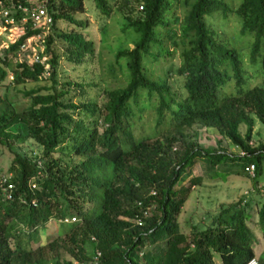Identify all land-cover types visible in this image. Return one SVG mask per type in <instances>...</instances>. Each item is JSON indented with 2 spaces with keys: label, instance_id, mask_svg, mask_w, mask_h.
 I'll return each instance as SVG.
<instances>
[{
  "label": "trees",
  "instance_id": "obj_1",
  "mask_svg": "<svg viewBox=\"0 0 264 264\" xmlns=\"http://www.w3.org/2000/svg\"><path fill=\"white\" fill-rule=\"evenodd\" d=\"M93 1L104 17L117 10L123 18L121 31L138 35L132 48L115 52L116 60H126L129 80L124 87L103 90V108L96 97H88L82 83L57 79L61 57L80 65L95 54L94 42L81 31L86 20L76 17L85 12L83 0L51 1L47 70L43 63L19 60L21 44L36 31L27 29L2 50L0 83L10 73L14 85L48 81L25 92L31 99L26 108L0 113V145L13 155L6 180L12 187L6 189L7 196L0 188V264H90L97 250L102 264H215L214 253L222 264H246L255 257L256 238L243 199L221 205L210 225L202 230L192 226L188 235L179 231L178 216L191 188L201 183L200 176L182 181L196 160L212 166L239 162L243 168L253 163L254 186L263 172L264 141L254 143L252 137L255 117L264 124V82L248 86L239 53L224 46L204 16L214 10L223 16L235 13L241 32L253 35L249 60H259L264 72V0H241L233 8L225 0L191 3L180 26L188 39L177 69L184 77L183 97L166 80L150 78L143 65L153 46L160 47L161 55L170 54L158 35L170 26L165 18L169 1ZM60 20L78 29L60 31ZM232 78L234 92L226 93L223 88ZM143 92L156 99V124L168 117L174 128L161 138L134 136L130 103ZM242 123L244 134L239 131ZM195 124L214 129L244 155L186 140L185 130ZM29 139L41 147L39 154L14 150ZM3 175L0 168V181ZM150 203L154 209L138 225L134 219ZM50 219L59 222L62 236L39 243ZM258 225L264 232V205L258 210ZM62 247L70 259L62 257ZM257 260L264 264V250Z\"/></svg>",
  "mask_w": 264,
  "mask_h": 264
},
{
  "label": "rangeland",
  "instance_id": "obj_2",
  "mask_svg": "<svg viewBox=\"0 0 264 264\" xmlns=\"http://www.w3.org/2000/svg\"><path fill=\"white\" fill-rule=\"evenodd\" d=\"M170 7L165 14L170 26L158 30L159 39L162 41V48L170 54H159V48L153 46L150 55H144L143 65L147 75L156 80H166L177 96L183 97L184 77L177 71L182 62V52L188 47V39L184 38L180 31V26L184 16L189 10L194 0H168ZM230 7H235L241 0H225ZM85 12L77 13L76 17L86 20L87 26L82 33L95 44L94 57L80 64H71L61 57L57 67V79L59 83L66 81L80 82L85 86L88 97H96L98 105L103 108L106 98L103 95L105 89H115L124 87L129 80V73L126 60L120 58L116 60L115 52L121 48H132L138 35L132 30L121 31L123 23L122 15L114 10L109 17H104L95 7L93 0H83ZM205 22L215 30L219 40L226 47L235 48L240 55L243 70L246 71L248 86L262 84L264 82V72L261 70L259 60L250 62V48L253 35L249 32H241V22L235 13H228L223 16L220 10H214L204 16ZM60 31L78 29L76 26L66 21L60 20L57 23ZM57 51H62L61 43L56 42ZM153 55L156 57L153 58ZM3 51L0 50V57ZM48 58V56H46ZM45 58V60L47 59ZM38 83L27 82L14 85L11 82V73L0 83V113L10 111L14 108L17 111L23 110L30 104V97L25 95L26 91L38 86L45 85L48 81L45 78ZM247 86V84H245ZM235 88L234 79H230L223 91L233 93ZM78 87L71 88L72 94ZM75 96L74 100L76 101ZM133 116V132L136 139L161 138L163 134L173 130L168 117L161 125L156 124L157 115L155 112L156 99H148L143 92L136 103H130ZM100 130L102 121H98ZM245 124H240L239 131L244 134ZM185 139L196 141L202 147L208 149H223L227 153L237 154L239 149L231 142L221 136L217 131L206 128L201 124L193 125L192 129L185 130ZM264 141V124L256 117L253 128L252 142ZM14 150L20 152L33 151L39 154L41 147L33 140L29 139L22 144L13 146ZM13 155L4 146L0 145V168L3 176H10L8 168ZM75 158V157H74ZM79 161L81 158L76 157ZM182 181L186 182L190 177L200 176L201 183L191 188L182 210L178 216V228L181 233L188 235L192 226L198 230L205 229L210 225L214 216L218 213L221 205L243 199L246 202V210L250 217L248 226L253 231L256 242L254 244L255 258L264 250V232L258 225V210L264 205V163L263 172L257 178L254 186L252 175L244 171L239 162L219 163L212 166L204 159L196 160L194 166L187 172ZM59 222L50 219L46 227L40 231L39 243H45L53 237L61 234ZM62 236V234L60 235ZM60 239V238H59ZM37 246V244H34ZM62 257L70 259V255L65 247L61 248ZM214 263L222 264L219 254L214 253Z\"/></svg>",
  "mask_w": 264,
  "mask_h": 264
},
{
  "label": "built area",
  "instance_id": "obj_3",
  "mask_svg": "<svg viewBox=\"0 0 264 264\" xmlns=\"http://www.w3.org/2000/svg\"><path fill=\"white\" fill-rule=\"evenodd\" d=\"M52 0H0V50L8 48L15 43L27 29L36 31L35 34L27 37L25 42L21 44L18 56L19 60L29 59L31 62H40L44 64L45 69L49 68L45 60L46 55V37L52 30L53 18L50 12ZM45 72L44 75H47ZM240 155L244 152L239 150ZM247 174H255V165L253 163L244 167ZM8 176H3L0 181V188L3 195L7 196V188H11V184H6ZM152 194H155L152 191ZM34 204V203H33ZM138 206H142V202H137ZM154 203H150L142 208V216H138L134 221L141 225L143 218L151 214L154 209ZM69 219H64L67 222ZM75 220V218H71ZM75 264H78L75 262ZM90 264H102L101 252L96 251ZM246 264H259L257 258L250 259Z\"/></svg>",
  "mask_w": 264,
  "mask_h": 264
}]
</instances>
